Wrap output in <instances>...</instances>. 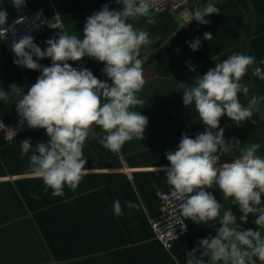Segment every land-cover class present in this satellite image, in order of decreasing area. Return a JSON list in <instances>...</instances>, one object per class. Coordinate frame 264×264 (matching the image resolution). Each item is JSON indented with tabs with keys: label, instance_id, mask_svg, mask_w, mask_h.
I'll return each mask as SVG.
<instances>
[{
	"label": "crops",
	"instance_id": "crops-1",
	"mask_svg": "<svg viewBox=\"0 0 264 264\" xmlns=\"http://www.w3.org/2000/svg\"><path fill=\"white\" fill-rule=\"evenodd\" d=\"M208 2L191 0L179 12L152 10L154 25L145 18L130 21L147 30L151 38L160 37L147 53L142 49V57L147 54L143 65L146 84L138 97L145 103L133 109L148 118L145 138L126 142L113 153L98 143L104 132L94 126L83 149L88 171L75 191L65 186L62 197L53 196L51 189L45 192L43 181L30 174L31 153L21 156L20 143L28 138L33 146L46 143V130L37 129L10 141L0 135V264H186V252L196 247L198 240L216 235L218 221L197 224L184 218L190 232L168 251L150 227V218L160 211V193L170 188L165 172L156 169L170 166L165 153L177 149L182 133L195 138L206 127L194 106H184L183 91L177 83L190 86L196 76L234 53L253 55L255 66L264 68L260 64L264 61V0H211L220 10L205 17L211 23H188L195 7ZM105 4L110 10L121 7L116 0H26V6L17 11L12 0H0V7L8 12L7 22L25 11H45L47 29L34 36L42 50L47 47L45 42L60 31L82 38L86 18ZM205 32L212 33V41L204 39ZM197 37L201 47L193 51L186 42ZM14 59L11 48L0 43V88L8 91L11 84H16L26 94L41 73L14 64ZM38 62L44 66L52 63L50 58ZM68 63L77 69L87 68L101 81L111 83L102 72L101 62L84 57ZM189 66H195L196 71H189ZM241 82L250 89L247 96L238 94L245 107L264 99V81L252 75V67ZM16 99L10 93L6 103L0 101L1 118L8 121L18 117ZM220 127L225 129L226 141L238 139L241 147L261 142L247 120L237 125L225 115ZM257 154L264 157V144ZM232 159L233 155L227 154L221 157V163ZM208 191L222 204V213L228 209L233 212L242 229L256 228L255 215L249 214L247 223H241L242 213L231 198L226 201L216 186ZM116 199L124 212L119 217L113 212ZM261 200L264 205V195ZM125 201L139 204V210L128 209Z\"/></svg>",
	"mask_w": 264,
	"mask_h": 264
},
{
	"label": "clouds",
	"instance_id": "clouds-1",
	"mask_svg": "<svg viewBox=\"0 0 264 264\" xmlns=\"http://www.w3.org/2000/svg\"><path fill=\"white\" fill-rule=\"evenodd\" d=\"M154 2L116 0L121 5L118 10H110L105 4L86 18L82 38L60 31L45 42L47 47L43 50L30 34L12 42L13 63L41 74L26 94L16 84H11L8 91L0 88V101L6 103L10 93L18 97V123L46 130V143L33 146L30 138L20 143L21 156L31 153L30 174L43 181L45 192L51 189L53 196L62 197L65 186L77 189L88 171L83 149L94 126L104 132L98 143L113 153H118L126 142L145 138L148 118L133 109L142 108L145 103L138 97L146 84L143 65L147 54L142 57V49L147 53L160 37L151 38L147 30L130 21L145 18L154 25ZM12 6L21 11L26 0H12ZM219 11L209 0L203 7H195L188 23L209 25L211 21L205 17ZM7 20V10L0 7V31L9 30L4 27ZM203 36L213 40L211 32ZM186 43L193 51L201 47L199 37ZM84 57L103 63L102 72L111 83L101 81L87 68L77 69L68 63ZM45 58L51 59L50 66L38 62ZM256 64L255 56L234 53L202 76H196L190 86L177 83L183 91L184 106H194L206 127L195 138L182 133L177 149L165 153L170 166L156 171L165 172L182 217L197 224L218 221L220 225L214 237L198 240L197 246L186 252V264H264V157L257 154L262 143L241 147L238 139L226 141L225 129L220 127L225 115L237 125L251 118L252 111L240 102L238 94L249 93V86L241 81L250 67L252 75L264 81V68ZM189 71L195 72V66H189ZM10 131L16 135L15 130ZM227 154L233 155L232 162L221 163V157ZM213 186L222 191L226 201L231 198V203L239 206L241 223H247L249 214L255 215L256 228L242 229L230 209L222 213V204L208 191ZM124 206L140 208L132 201H125ZM113 212L117 217L124 215L119 199L113 203Z\"/></svg>",
	"mask_w": 264,
	"mask_h": 264
},
{
	"label": "built area",
	"instance_id": "built-area-1",
	"mask_svg": "<svg viewBox=\"0 0 264 264\" xmlns=\"http://www.w3.org/2000/svg\"><path fill=\"white\" fill-rule=\"evenodd\" d=\"M191 0H155L152 10L162 11L170 10L179 12L184 10ZM47 15L42 9L25 11L4 26L9 28L8 31H0V43L11 48L12 42L18 40L25 34L33 37L43 33L47 29ZM56 24H59L58 22ZM19 117L13 120H5L0 117V135L4 140L10 141L19 136L32 132L37 129L28 128L26 123L21 126ZM10 130H15L14 136ZM176 194L172 188L163 190L159 195L160 211L156 216L150 218V227L154 233L155 239L158 240L168 251H173L175 243L190 232V227L186 220L179 214L175 204ZM186 226V229L185 227Z\"/></svg>",
	"mask_w": 264,
	"mask_h": 264
},
{
	"label": "water",
	"instance_id": "water-1",
	"mask_svg": "<svg viewBox=\"0 0 264 264\" xmlns=\"http://www.w3.org/2000/svg\"><path fill=\"white\" fill-rule=\"evenodd\" d=\"M248 108L252 111V116L247 121L252 130L258 132L259 139L264 144V99L249 104Z\"/></svg>",
	"mask_w": 264,
	"mask_h": 264
}]
</instances>
